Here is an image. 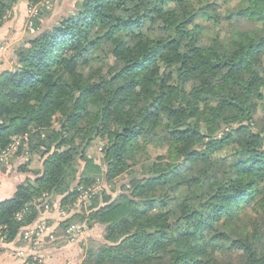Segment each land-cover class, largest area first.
<instances>
[{"label":"clouds","instance_id":"obj_1","mask_svg":"<svg viewBox=\"0 0 264 264\" xmlns=\"http://www.w3.org/2000/svg\"><path fill=\"white\" fill-rule=\"evenodd\" d=\"M151 2L158 7L149 11L148 0H119L112 12L125 29L120 41L129 27L135 33L125 42L133 58L140 45L151 51L184 36L181 53L210 45L205 50L237 74L198 73L186 82L181 65L159 62L161 72L182 73L168 80L177 93L171 106L182 114L160 110L158 78L154 94L125 109L121 125H131V135L110 148L111 132L122 126L110 122L101 141L91 125L66 118L67 101L29 103L44 92L33 66L49 68L45 54L62 35L76 34L85 0H0V264H264V0ZM103 31L91 28L92 43L66 53L81 85L128 59L113 53L115 29ZM244 41L247 50L234 46ZM201 102V115L189 122L190 106ZM250 147L261 149L253 153L261 168L239 167ZM157 149H167L160 159Z\"/></svg>","mask_w":264,"mask_h":264},{"label":"trees","instance_id":"obj_2","mask_svg":"<svg viewBox=\"0 0 264 264\" xmlns=\"http://www.w3.org/2000/svg\"><path fill=\"white\" fill-rule=\"evenodd\" d=\"M163 2L164 0H160V5H163ZM121 6L119 0H85V3L82 5L85 15L80 18L76 34L68 33L62 35L60 42L51 52L50 57L49 54H45V58H50L52 61L49 68H45L44 65H40L39 67L33 66L32 70L39 73L37 80L41 81V84L37 85V87H43L44 92L42 95L39 92L35 93L33 99L29 101V103H37L43 106H60L67 101L71 105L72 110L66 114V118L75 125H91L92 131L98 139H104L109 135L110 122H114L112 123L113 129L122 126V131L111 132L113 144L110 148H115L116 143L123 144L125 136L131 135L130 128L132 126L128 124L121 125V122L128 115L125 109L135 110L137 100L154 94L158 78L160 85L164 86L159 96L156 97L159 100L160 110L173 118L182 114L171 106L172 101L177 98V93L174 87L168 86V80L173 76L178 77L182 73L178 68L172 72H168V69L165 68L161 72L159 62L167 65H181L184 73H187L186 82L190 81L198 73L201 75L208 73H224V75H227L228 72H231L232 75L237 74L236 70L228 67L227 61H219L215 53L205 50L206 48H210V45H202L199 49L189 47L186 52L181 53V45L186 39L184 36H181L178 40L173 37L171 40L161 41L151 51L148 50L147 46L140 45L141 57L133 58V50L130 47H125V42L127 39L135 38V33L129 27L127 31L130 35L126 37L125 42L120 41L118 34L125 31L124 26L123 24L117 26V21L112 19L114 8ZM148 6L149 11L158 7L151 0H148ZM144 14V12H140V15ZM156 14L160 15V12ZM188 22L190 21L182 23ZM132 23L134 24L135 20ZM97 26L104 29L101 35L105 36L109 31L115 29V31H112V36L109 37V41L115 45L113 53L118 57H126L128 59L124 60L122 68L118 67L116 70L112 68H108L107 70L102 69L89 75L87 81L81 85V77L74 75L75 65L70 63L71 57L66 53L70 52L76 55L81 53L87 44L92 43L91 40L87 39L89 30ZM163 27L167 26L162 25ZM180 31L185 32L187 29L181 28ZM95 39L100 40L101 36H96ZM210 39H214V36L210 37ZM85 41H87V44ZM234 46L247 50L250 44L248 41H244ZM99 47L100 45L98 44L94 45V50ZM157 49L162 51H157ZM153 52L156 53L155 56H152ZM148 56H152V59L147 65L135 67L144 64L143 58ZM232 63H239V61L236 60ZM61 65L64 67V73L59 72V66ZM152 65H157L154 71L150 70ZM125 69H130V71H125ZM54 71L58 74L54 75ZM165 73H167L166 78L164 77ZM231 79L232 77L228 76L225 84L231 82ZM70 80L73 81L72 84L69 83ZM49 93H52V95L50 96ZM204 101L209 104L211 103L207 97L204 98ZM152 103H155V100ZM149 107H151V104L144 107L143 112L145 115L148 113ZM203 107L204 102H201L199 108L190 106L188 113L189 122L196 120L201 115ZM158 115L159 113L157 112L155 116ZM155 116L149 117L145 123L151 124ZM60 127L62 128L64 125L61 124ZM57 139L60 138L58 137ZM256 139L258 137H253L254 142ZM58 146H62V143ZM176 147L177 145L174 143L172 149L173 155L176 154ZM165 150L167 151V149ZM247 151L248 159L239 165V167L250 169L261 168L260 162L253 160V153H258L261 149L250 147ZM160 157H157V159H160ZM240 175L242 177H250L255 175V171L242 172ZM164 207H167V202H164Z\"/></svg>","mask_w":264,"mask_h":264},{"label":"rangeland","instance_id":"obj_3","mask_svg":"<svg viewBox=\"0 0 264 264\" xmlns=\"http://www.w3.org/2000/svg\"><path fill=\"white\" fill-rule=\"evenodd\" d=\"M59 127H60V125H59ZM100 140L102 141L103 139H100ZM156 152H157V155H156V158H157V157L161 156L162 154H164L166 152V150L165 149H157ZM102 154H103V150H102Z\"/></svg>","mask_w":264,"mask_h":264}]
</instances>
